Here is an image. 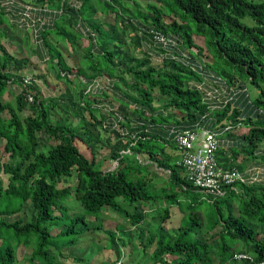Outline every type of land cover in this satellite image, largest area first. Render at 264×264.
I'll return each instance as SVG.
<instances>
[{
    "label": "trees",
    "instance_id": "1",
    "mask_svg": "<svg viewBox=\"0 0 264 264\" xmlns=\"http://www.w3.org/2000/svg\"><path fill=\"white\" fill-rule=\"evenodd\" d=\"M33 1L61 11L34 49L37 58L49 57L56 78L69 89L60 103L46 98L36 84H25L21 72L30 59L11 55L2 42L10 38V13L0 7V264H88L85 254H74L91 230L105 231L110 247L119 251L120 244L131 243L123 241L130 226L140 241L146 238L145 257L154 249L150 264H233L234 254L243 252L255 264H264V185L237 183L223 197L200 192L178 165L169 129L216 130L228 123L233 131L251 129L235 146L221 139L214 160L225 168L230 147L233 155L241 148L256 152L264 140V0H142L146 11L140 0ZM152 31L179 43L160 64L154 57L159 59L167 48L154 40ZM63 41L74 54L85 43L88 72L63 56ZM133 49L147 57L135 58ZM201 57L207 59L205 65L198 61ZM112 60L117 65L104 69ZM198 67L223 79L213 97L189 86L202 81ZM101 75L119 79L130 90L122 93L126 99L136 94L133 100L141 108L130 119L139 124L129 123L138 130L136 140L115 134V143L110 141L106 133L112 115L105 112L98 119L92 111L95 102L83 90L75 93V102L70 82L79 78L90 84ZM59 109L61 118L55 113ZM76 141L92 151V159ZM107 145L109 156L103 160L118 165L106 171L97 149ZM125 149L133 156H123ZM140 154L151 163L141 162ZM2 174L8 176L7 184ZM158 178L164 184L156 188ZM149 207L156 224L145 215ZM108 210L123 222L116 230L105 229ZM178 211L182 217L171 226ZM129 256L132 262L134 252Z\"/></svg>",
    "mask_w": 264,
    "mask_h": 264
},
{
    "label": "rangeland",
    "instance_id": "2",
    "mask_svg": "<svg viewBox=\"0 0 264 264\" xmlns=\"http://www.w3.org/2000/svg\"><path fill=\"white\" fill-rule=\"evenodd\" d=\"M26 2L28 1H33V0H24ZM145 1V0H144ZM140 0V5L144 8L145 7V2ZM144 11H146V9L144 8ZM143 12V11H142ZM146 13V12H145ZM101 18H104L107 22H110L111 20L108 18H105L104 16H101ZM52 40L55 41V39L53 37H51ZM128 40V39H126ZM2 42L4 43L5 47L8 49V51L10 52L11 55H14L16 57L19 58H29L30 59V66L25 68L23 72H21V74L24 75V77L27 76H31L34 81L33 84H36V87L38 88L39 91L42 92V94L48 98H55L58 99L61 103V101L63 99H61V96L63 94H65V92H67V90L69 89L65 82L59 80L56 78V70L54 68L51 67V65L49 66L48 64L50 63V60H48L47 62H40V58L36 57L35 54V45L32 44L29 35L26 34L25 32H23L22 28L20 27H14L10 29V38L3 39ZM58 43V42H57ZM59 44L62 46L64 45V47L61 50L63 53V56L70 58V60L75 63L78 64L79 66H82L81 68H83L85 71H87L86 69V60L85 59V43L83 42L80 43V45H78V47L80 48V53L79 54H74L73 53V49H71L70 46L67 47V45L65 44V41L63 42H59ZM79 44V43H78ZM60 46V47H61ZM81 46V47H80ZM130 53L132 56H134L137 59H145L147 56L144 54V52H140L138 50H130ZM153 58V57H152ZM154 60H158L154 57ZM201 61L204 63V65L207 62V59L204 57H201ZM118 61L117 60H112V62H108L107 61V66H104V69H108V67L112 68L115 67L117 65ZM102 64H105V62L103 61ZM124 68V66H122ZM57 68V67H56ZM70 71H73L75 73H77V70L69 68ZM88 72V71H87ZM86 72V74H87ZM73 77V76H72ZM128 80V78H126ZM71 84L69 85L71 87L72 92H74L75 95V102H77L79 100V95L75 94L77 92H79L80 90H83L86 94H89L87 96V98H92V100L95 102V106L92 108V111H94L95 116L100 119L101 118V108L100 105L102 103H107L110 107H116L118 106V110L121 108L122 104H126L129 111L126 113L125 118L126 120H124L121 124L124 125L125 127H129V123L130 122H136L135 119H130V115H135L136 110H138L139 108H141L139 106V104L137 102L134 101V104L132 103H126L125 102H120L122 101L120 98V101L115 97V94H111V93H107L105 95L100 94L98 92H94L91 90H88V87L79 79H75L74 82H70ZM129 85H131L129 83ZM127 91V89H126ZM127 92H130V90H128ZM129 97H131L132 99L136 98L137 96L135 94L129 93L128 94ZM157 95V93H156ZM78 97V98H77ZM9 97H5V100H7ZM157 98H161V96L157 95ZM15 102V98H13L12 103ZM158 102H156L157 104ZM61 105V104H60ZM64 104H62L61 108H64ZM144 107L147 108V106L145 105ZM148 109V108H147ZM125 111H127V108H124ZM121 111V110H119ZM30 113V111H28ZM53 113V112H52ZM56 116H60V118L62 117L61 115H64V112L59 109V110H55ZM55 116V117H56ZM58 119V117H56ZM72 120V118L70 119ZM57 123L59 122V120L56 121ZM62 122V121H61ZM65 123L68 124V121H65ZM243 132H245V130L242 131L241 134H243ZM77 144L79 145L80 150L87 155V158L92 159V151L88 150L84 144H82L81 142L76 141ZM113 145V143H111ZM109 145L107 146H100L97 150L99 151V155L97 153V159L99 162V165L104 162V158H108L109 156ZM177 155L178 153L176 151H174ZM257 164H260V167H262V163L261 160L257 159L256 160ZM116 164L112 163L111 160H106L103 169L104 170H111L113 168H115ZM99 167V166H98ZM2 179L3 181L7 184L8 182V176L5 174H2ZM158 181L153 183L155 185L156 188H159L160 186H162L163 183H160V181L162 180L161 178L157 179ZM76 181L75 179L72 180V184H74ZM59 186H63V185H59ZM166 186V185H164ZM229 199V198H228ZM222 201H225V199H223ZM237 206V204H235V207ZM127 209L131 210V212L133 211V208H129L127 207ZM178 215H174V217L171 220V226H175L178 224V222L180 221L182 215H181V211L177 212ZM148 219H150V223L151 224H156L157 221H155V216L154 213L151 211V208L149 207L148 209ZM152 215V216H151ZM154 216V217H153ZM122 222V220H118L116 219H111L109 218L108 220H106L105 222V229H109V230H116V228L118 227V225ZM137 232L138 230H135L134 227L130 226L129 232H123L124 234H126L125 239L123 240L124 242L127 241H131V244L129 242V249L131 250L132 245L134 244V242H136V244H138L139 246H143L141 244H144V242H141L138 237H137ZM117 235V234H116ZM121 233L119 234V236L117 235L118 238H120ZM120 240V239H118ZM110 239L108 234L105 231H102V229L96 230L93 229L91 230L86 236L85 239L83 240V242H81V246H79V248H77L78 251L75 252L74 255H79L80 253L85 252V256L88 257L89 262H87L88 264H115L116 260L118 259V254L119 253H123L124 257H123V264H147L146 263H142V260L140 262H138L141 257V249L133 251L134 252V257L132 259L131 262V256L130 252H127V250L125 249V246L119 245L123 248H121V252H119L116 248L114 247H110V243H109ZM146 241V238L143 240ZM141 243V244H140ZM213 244V243H212ZM144 247V246H143ZM214 247V245H213ZM152 249V248H151ZM149 249V252H154V249L151 250ZM150 256L151 253H149ZM150 256H147V258H150ZM139 259V260H138ZM72 260V259H71ZM131 262V263H130ZM68 264H76L75 262H69ZM86 264V263H85ZM217 264V262H216ZM233 264H243L240 262H236Z\"/></svg>",
    "mask_w": 264,
    "mask_h": 264
},
{
    "label": "built area",
    "instance_id": "3",
    "mask_svg": "<svg viewBox=\"0 0 264 264\" xmlns=\"http://www.w3.org/2000/svg\"><path fill=\"white\" fill-rule=\"evenodd\" d=\"M0 7H7V11L10 13V22L24 29L34 39L38 37L40 32L54 26V15L61 12L48 5L21 4L16 1H13L11 4L10 0H0ZM76 7H78V5ZM152 34L157 43L164 44V47L167 48V52L161 54V59L165 57L169 58V56L172 57L174 47L178 46L179 43L174 40H168L160 31H152ZM181 55L186 57L184 54ZM186 64L189 67L192 65L189 62ZM198 68L203 69L201 67ZM199 74L203 80L200 83L194 82L196 86H192L207 97H213L214 93L218 92L217 88L222 87V78L216 74L206 73L204 71H201ZM62 75L65 76V73ZM100 80H93L88 84L87 79H84L83 83L88 87V90L94 92L99 91L98 93L100 94L101 91L106 92L112 89L110 85ZM24 81L25 84L29 85L33 83L34 79L31 76H27L24 78ZM213 86L216 89L214 91H212ZM27 98L30 102L34 100L31 94H28ZM117 108L118 106L113 107V111L119 117L118 123L113 125L114 129L121 128L120 123L126 120L125 116L118 113L119 110ZM232 128L231 124H227L222 131H219L218 129L220 128H218L216 130L201 131L187 130L177 133L175 128L169 127L170 134L174 135L173 140L177 147V151L181 154L178 165L185 168L189 181L204 193L223 196L224 187L236 181H245V178L239 172L220 166L214 160L215 152L218 150L221 142V136L231 131ZM225 141L227 142L228 140ZM239 257L245 258L246 256L241 255Z\"/></svg>",
    "mask_w": 264,
    "mask_h": 264
},
{
    "label": "crops",
    "instance_id": "4",
    "mask_svg": "<svg viewBox=\"0 0 264 264\" xmlns=\"http://www.w3.org/2000/svg\"><path fill=\"white\" fill-rule=\"evenodd\" d=\"M13 1H16L17 3H21V4H39V2H37V1H28V2H26V1H21V0H10V2H11V4H12V2ZM2 8H5V10H7V7H2ZM8 12V11H7ZM9 13V12H8ZM98 14H101V13H98ZM6 18H7V22L9 23L8 24V26H9V28L11 29V28H14V27H17V26H15V25H13L11 22H10V15L9 14H7L6 15ZM83 28H85L86 29V26L84 25V27ZM23 30V32H25L26 34H28L29 35V38H30V40H31V42H32V44L33 45H35V46H40L41 45V42H40V38H41V34H42V32H40L39 33V35H38V37L36 38V39H34L28 32H26L24 29H22ZM62 48H63V45L61 46V48L59 47V49L60 50H62ZM45 55V54H44ZM157 59V58H156ZM41 61L40 62H45L44 60H46V62L49 60V57L47 56L45 59L44 58H41L40 59ZM155 63L156 64H160V61H155ZM121 69L123 70V67H121ZM119 71H121V70H119ZM118 75H119V72L117 73ZM23 77H24V75H23ZM24 78H26V77H24ZM103 80V82L105 83V84H107V85H110L111 86V90H108V91H106L107 93H111V94H116V98L120 101V98H121V100L122 101H120L121 103L122 102H125L124 100H126V103H132V104H134V100L132 99V98H127L126 99V97H124L123 96V91L124 92H127L126 91V88H125V86H124V84L123 83H121V81L119 80V79H117V78H111V77H108L107 75H101V77H96L95 79H94V81L95 80ZM100 80V81H101ZM116 83H118V85L117 86H115V84ZM223 89H226L225 87L223 88ZM227 90V89H226ZM97 92H99V91H97ZM105 91H101V94H107ZM226 92V91H225ZM136 95V94H135ZM136 102V101H135ZM94 106H95V104H93ZM121 106H123V104L121 105ZM124 107V106H123ZM100 108L102 109L101 110V115H104V113L106 112L107 114H108V116H110V115H112L111 116V120H110V122H109V125H110V127L112 128L111 129V132L110 131H108V133H106L108 136H111V138H110V141H112V142H114L115 143V139H117L116 137H114V135L116 134L119 138H121L122 140H124V141H127V140H136L137 139V137L139 136V134H138V130H136V127L135 128H133V130H131V128L130 127H125L124 125H122L121 123V125H120V127L121 128H117V129H114L113 128V125L115 124V123H118V120H119V117L117 116V114L113 111V107L112 108H110V106L107 104V103H102L101 105H100ZM127 108V111H125V110H123V111H121V112H118V113H120V114H122L123 116L125 115V113H127L128 111H129V109H128V107H126ZM137 116H134V118H136ZM104 126L106 127V125L104 124ZM104 127V128H105ZM102 129L103 130V132H106V130L105 129ZM133 131V132H132ZM168 136H170V135H168ZM174 138L173 137H171V144H174L175 145V142H174V140H173ZM175 147H176V145H175ZM171 152V151H170ZM176 152L178 153V155L179 156H181V154L177 151V147H176ZM230 153V152H229ZM121 154L123 155V156H133V151L131 150V149H125V150H123L122 152H121ZM138 156V158L140 159V161L142 162L143 161V163H145V164H148V163H151V161L148 159V158H145V156H143V155H137ZM228 156V158L230 159V155H227ZM226 159L224 158V160L223 161H225ZM112 161V160H111ZM234 162L236 163V165L238 164V165H242L243 167H245L249 162H250V160L249 159H247V158H244L243 156L242 157H240L239 159H237V160H234ZM112 163H114V164H116V166L118 165V162H112ZM104 164H105V161H104ZM223 165H226V164H224V162H223ZM116 166H115V168H116ZM104 167V166H103ZM114 169V168H113ZM113 169H111V170H113ZM148 211V210H147ZM109 217H108V219L109 218H111V219H118V220H120L118 217V215L114 212V211H110V210H108V213H106ZM108 219H106V220H108ZM120 224H123V222H121ZM119 224V225H120ZM118 225V226H119ZM130 228L128 227V229H126L125 231H127V230H129ZM124 244V243H123ZM123 244H120V245H123ZM131 244V243H130ZM141 244V243H140ZM145 244H146V242L144 243V244H141V245H143V246H145ZM143 246H139L138 244H136V242H134V244L132 245V248H131V250L129 249V244L127 245V246H125V249L127 250V252H130V251H136V250H139V249H141V257L139 258V259H142V262L143 263H145V256L143 255V253H144V247ZM121 248H123V247H121ZM121 248L119 249L120 250V252H121ZM150 253V252H149ZM80 254H85V252H83V253H80ZM120 254H122V253H120ZM120 254H118V255H120ZM148 256H150V254L148 255ZM138 259V260H139ZM150 264V263H149Z\"/></svg>",
    "mask_w": 264,
    "mask_h": 264
},
{
    "label": "clouds",
    "instance_id": "5",
    "mask_svg": "<svg viewBox=\"0 0 264 264\" xmlns=\"http://www.w3.org/2000/svg\"><path fill=\"white\" fill-rule=\"evenodd\" d=\"M161 54H163V53H160V55H159V59H158V61H160V59H161ZM166 58V57H165ZM164 58V59H165ZM161 60H163V59H161ZM198 61L200 62V63H203L202 61H201V58L200 59H198ZM201 71H204V68L203 69H200ZM199 70V72H198V74L201 72ZM214 74V73H213ZM200 75V74H199ZM202 78V77H201ZM203 80V79H202ZM222 82H224L223 81V79H222ZM212 83V82H211ZM192 85H194V86H196L195 84H194V81H192V82H190L189 83V86H192ZM221 86H223V85H221ZM193 87V86H192ZM213 89H212V91H214V90H216L215 89V87L213 86L212 87ZM219 88H221V87H218L217 88V91H218V89ZM200 92V91H199ZM202 93V92H201ZM263 101H264V98H263ZM157 105V104H156ZM260 113H262V114H264V106H262V108H261V110H260ZM139 123L137 122V119H136V122L134 123V125L135 126H137ZM228 124H230V123H228ZM232 125V124H231ZM225 126V125H224ZM232 127H233V125H232ZM218 128H221V127H218ZM224 128V127H223ZM219 131H222L223 129H218ZM234 129L232 128V130L231 131H228V132H226V133H224L222 136H221V139L222 140H228V141H230V144H231V146L232 145H234L235 146V143L236 144H239L238 143V141H239V138L242 136V135H245V134H248V132H250L251 131V129H249V128H246V127H243V128H239V129H237V130H235V131H233ZM243 130H245V132H243V134H241L242 133V131ZM133 132V131H132ZM230 150H231V147H230V149H229V151H228V153H227V155H230V159H229V161H228V163H227V166H226V168L227 169H232V170H235V171H237V172H239L244 178H245V181L244 182H242V181H236V182H234V183H232L231 185H228V186H226V187H224V195L223 196H226V194L228 193V191H235L237 188H234V185L235 184H237V183H240V184H244V185H248V186H256V185H264V140L259 144V146H258V148H257V150H256V152H252V150L251 151H244L243 150V148H241L240 150H238V152L237 153H235V154H238V157H237V159H239L240 157H244V158H247V159H249L250 160V162L245 166V167H243V169H242V171H240L239 170V168L238 167H232L231 166V164H230V162L232 163V164H235L236 165V163L234 162V156H235V154L233 155V153L232 152H230ZM230 152V153H229ZM236 159V160H237ZM257 159H259V160H261V162H263L262 163V167H260V164H257V162H256V160ZM192 183V182H191ZM193 184V183H192ZM194 185V184H193ZM195 186V185H194ZM197 188V187H196ZM200 192H202L199 188H197ZM223 196H220V197H223ZM148 209H146V212H145V215L147 216V218H148V211H147ZM141 242H146V241H141ZM151 250H153V249H151ZM133 251V250H132ZM119 252H120V250H119ZM131 252V251H130ZM148 252H149V250H148ZM151 253V252H150ZM120 254V253H119ZM149 254V253H148ZM241 255H243V256H246L245 258H240L239 256H241ZM119 257H118V259L116 260V262H115V264H123V257H124V254L122 253V254H120V255H118ZM142 259H140V261H141ZM139 261V262H140ZM149 261H150V259L149 258H147V257H145V263L147 262V264H149ZM246 261H250L252 264H255L254 263V258L250 255V254H248V253H246V252H243V253H237V254H234V256L232 257V262H240V263H244V262H246ZM143 263V262H142ZM258 264V263H257Z\"/></svg>",
    "mask_w": 264,
    "mask_h": 264
}]
</instances>
